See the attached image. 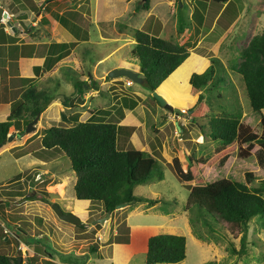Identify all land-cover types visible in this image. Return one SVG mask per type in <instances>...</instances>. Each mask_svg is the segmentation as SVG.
<instances>
[{
  "label": "rangeland",
  "instance_id": "1",
  "mask_svg": "<svg viewBox=\"0 0 264 264\" xmlns=\"http://www.w3.org/2000/svg\"><path fill=\"white\" fill-rule=\"evenodd\" d=\"M144 1H60V7L64 8V16L60 22L65 28L64 33L80 41L78 44L66 43L64 46L62 53L66 58L63 66H60L59 79L43 77L39 81L35 79L33 84L36 87L40 85L44 91L47 87L43 86L49 84V92L66 93L73 97L72 102L55 110H42L34 123V129L21 136L14 134L0 145V252L16 257V264H61L60 261H67L69 264H112V249L106 244L112 242L115 235H128L129 222L145 225L132 227L139 246L144 242V237L152 233L172 232L185 235L184 259L155 264H204L206 261H214V264H264V226L255 222L256 217L251 219L247 228L246 251L237 254L229 249V241L238 249L241 231H234L228 238L218 232L210 233L195 211L184 208L189 187L197 182L205 183L229 177L245 181L250 186L257 185L259 178L264 177V158H260V155H264L259 145L254 143L251 154L241 158L236 154L237 143L231 142L224 151L227 156L222 164L217 161L210 165L207 162L201 164L194 178L189 181H182L172 166L174 156L179 158L185 170L188 155L206 159L213 155H218L220 159L223 155V152L216 150L219 142L206 133V120L189 119L188 109L194 106L201 91L191 92L189 75L192 71L201 72L205 69L211 56L218 57L221 62L223 81L205 91L210 113H220L224 109L227 112L240 111L241 121L251 125L257 134L264 130L260 122L261 114L250 106L241 75L230 65L232 61L241 59L239 51L250 37L264 28V0H232L230 8L223 13L221 11L225 3L219 6L210 0H147L146 8L142 6ZM31 4L36 6L35 9L41 8V4ZM48 8L45 7L44 11ZM196 12L200 13L201 18L196 17ZM182 18L188 19L189 25L186 24L180 31L178 25ZM135 28L184 42L189 46V58L173 72L168 82L158 88L159 93L173 106L182 110H170L158 101H152V91L126 75H107L109 69L116 64L115 67H119L118 63L121 62V66L136 67L137 60L131 53L135 42ZM82 34L87 37L82 39ZM57 46L50 45V54L56 51ZM46 47L44 45L41 48ZM41 48L38 55H42ZM12 56L14 57V53ZM4 61L5 58L0 59L1 63ZM13 70L16 71L15 62H11L10 72ZM2 72L0 71L3 77ZM90 73L97 80L99 88L93 89L85 84L82 95L77 93L74 83L79 78L89 84ZM21 91L12 90L11 97L17 93L21 97ZM189 92L195 94V99L182 107V100ZM123 96L128 101L136 99L137 105L126 110L130 112L126 118L132 119L128 120L129 125L123 122L122 125L125 126L117 134V146L127 148L139 145L136 144L139 140L146 149L147 143L150 146L152 141L157 145L153 152L157 156H153L158 160L159 170L162 172V177L152 173L145 181L137 183L133 192L160 200L154 204L128 202L110 212L104 222L92 223L94 219L106 215L102 205L74 196V172L69 159L57 146H42L40 137L44 127L70 124L61 119L62 111L67 115L77 113L78 119L83 120L90 116L89 109H97L93 111L94 114L101 116V109H107L110 112L105 118L118 121L124 115L123 108L126 107ZM176 121L184 126V130L177 127ZM27 123L22 122L21 126L25 129ZM13 129V125L10 126L8 133ZM132 129L135 132L133 138L130 137ZM23 152L26 153L20 154ZM18 154L20 156L17 157ZM246 170L254 173L252 181L246 180ZM36 171L39 172L38 178L43 173H46V178L40 182L32 180L35 184L29 186L31 175ZM21 177L23 178L19 179ZM62 182L65 185L60 191L57 187ZM32 192L40 193L48 201L27 198ZM53 201L64 211H70L66 205L71 204L72 212L78 215L82 224L60 219L50 206ZM41 208L42 217L38 215ZM191 218L195 219L192 224ZM192 226L206 239L198 238ZM4 228L8 229L7 233L3 231ZM19 231L22 237L17 240L13 234ZM136 243L135 246H138ZM90 245L95 248H90ZM127 264H146L145 251H135Z\"/></svg>",
  "mask_w": 264,
  "mask_h": 264
},
{
  "label": "trees",
  "instance_id": "2",
  "mask_svg": "<svg viewBox=\"0 0 264 264\" xmlns=\"http://www.w3.org/2000/svg\"><path fill=\"white\" fill-rule=\"evenodd\" d=\"M210 1L219 6L225 3L221 13L228 10L232 4V0ZM142 6L145 8L148 6L147 0L142 3ZM195 15L201 18L200 13L196 12ZM43 20L45 21L46 18H42ZM186 24L189 25V20L182 18L178 29L181 31ZM133 36L135 42L131 47V53L139 64V75L143 78L142 85L150 91L155 88L158 90L161 84L168 82L173 72L191 55L189 46L184 42L152 34L141 28H135ZM85 37L87 36L84 35L82 39ZM61 44L65 46L66 42ZM239 55L241 59L232 61L230 65L241 75L250 106L261 114L260 122L264 127V113H262L264 109V28L250 37L247 44L240 49ZM222 69L218 57L211 56L210 63L203 71H193L190 74L191 92L201 91L189 115L196 120H206V133L211 139L219 142L220 145L216 150L223 152V155L220 159L218 155H213L208 159L188 155L187 169L185 170L182 168L179 158L174 156L172 166L182 181L193 179L196 170L205 162L209 165L215 161L222 164L227 156L224 151L227 149V145L233 141L237 143L236 154L238 157L249 156L254 143H257L264 153V130L261 134H257L251 125L241 121L240 111L227 112L224 109L220 113H210L205 91L223 81ZM89 77V84L86 80L77 79L74 83L77 93L80 92L82 95L85 84L93 89L99 88L97 80L92 77L91 73ZM21 79H25L27 85L22 90L21 97L11 106L6 118L0 120V144L5 143L9 127L12 124L17 131L23 132L24 128L21 123L26 124L36 114L44 110L53 96V93L36 87L32 78L22 77ZM72 98V96L65 95L63 104L69 105ZM150 99L157 101L154 96ZM194 99L195 94L189 92L182 100V107ZM123 100L129 107H133L137 103L136 99L129 100V102L125 96H123ZM109 112V110L104 112L101 110L100 113H103V116L92 112L87 119L82 120L78 119L77 113L67 115L62 111L61 119L70 122V124H52L44 127L40 137L41 145L47 148L57 146L69 159L70 167L74 172L73 193L78 199L99 202L105 212L108 210L112 212L121 202H131V204L158 202L159 198L133 192V187L137 183L145 181L152 173L162 177L158 160L148 151L133 145L119 148L116 143L117 134L123 125L106 119L105 115ZM180 127L184 130L182 124ZM263 153L262 155H264ZM260 158H264V156L260 155ZM245 178L248 182L252 181L254 173L246 170ZM44 192L46 191L44 190ZM263 192L264 177L259 178L257 185L253 186L236 178L220 177L205 183L192 184L189 187L184 208L195 211L196 216L200 218L210 233L218 232L228 238L233 235L234 231H241L240 247L236 249L230 240L229 249L233 253L242 254L246 251L247 228L251 219L256 217L255 222L264 226ZM27 198L48 201L40 193ZM190 220L191 224L195 222L193 218ZM192 228L198 238L206 239L199 230L193 226ZM127 240L128 235L126 234L125 236L115 235L112 241L125 242ZM90 248H95V246L90 245ZM120 250L121 248H116L117 252ZM185 256L186 237L184 234L160 232L148 236L145 251L146 264L178 262ZM17 261L16 257L0 252V264H16ZM204 264H214V261H206Z\"/></svg>",
  "mask_w": 264,
  "mask_h": 264
},
{
  "label": "crops",
  "instance_id": "3",
  "mask_svg": "<svg viewBox=\"0 0 264 264\" xmlns=\"http://www.w3.org/2000/svg\"><path fill=\"white\" fill-rule=\"evenodd\" d=\"M60 1L61 0H0V15L2 12L1 16L5 17L12 23V25H8L6 24V22H4V20L0 19V59L5 58L4 63L0 62V71L1 72L2 70L4 72L6 71V73L2 72L3 77L1 76L0 73V120L6 118L8 112L10 111L11 106L14 104V102H16V100L20 98L18 93L16 96H14L15 98L11 97L12 90L18 89L20 92L21 89L23 90L27 85L26 81L18 80L16 82L15 78L21 79L22 77H30L32 78V81L33 80L35 81V79L39 81V79L43 77L44 79H50L53 77L59 79V77L61 76L59 74V70L63 66L62 65L63 61L66 58V55L62 53L65 47L61 43L66 42L67 45H69L70 42H76V44H78V42L80 41L76 37L70 38V35L69 36L65 35L64 33L66 32L65 28H63L62 25L60 24L62 20L61 17L64 16L63 15L64 8L60 7ZM32 2L35 3L36 5L41 4V8L35 9L36 6L34 5L33 7V4H31ZM45 7L46 8L49 7L47 11H44ZM3 12L5 13L4 15ZM42 18H46V20L42 21ZM76 25L78 26V24ZM55 44L56 46L58 45L56 51H53L50 54L49 52L50 45H55ZM40 45L41 47L47 45V47L46 49H43L40 47ZM40 48L42 51V55H38ZM13 53H14V57L12 56ZM125 61L128 62L126 59ZM11 62L16 63V71L13 70V72H10ZM122 64L123 62L118 63V66H121ZM115 66H117V64L114 65L113 67ZM126 66H129V68H131L130 65H126ZM135 66L136 67H133L131 69L136 70L139 73V64L136 63ZM12 80H15L16 83L13 82ZM38 87L41 88L40 85ZM44 87H47L46 91L49 90V84L48 85L46 84V86H43V88ZM60 93L61 92L58 91L53 92L52 99L47 104L44 111L47 109L55 110L63 105L62 102L65 99V95L68 94L66 93L65 95L62 94L64 98H62L61 100ZM57 96H59V98H56ZM128 109H131L128 105H126V107L123 108V110H125L124 115L121 116L118 121H115L118 125L120 123H121L120 125H122L123 122L124 123L126 122L127 125L130 124L128 120L132 118L131 117L128 119L126 118V115H129L130 113L129 111L126 112V110ZM94 110H95L94 108L89 109V115H91V113ZM101 110L102 112H104L107 109H101ZM169 117H171V115ZM13 128L14 129L12 131L17 132V129L14 127V125ZM130 133H131L130 137L132 136L133 138L135 133L134 130L132 129ZM136 142H137L136 144H139V145H134L136 146V148L144 149L149 153H151L152 155L157 156L153 154L157 145L155 146L152 141L150 142L151 143L150 146L147 143L146 149L144 148L143 143H141L139 140ZM24 153L26 152L20 154H24ZM20 154H18L17 157L20 156ZM22 178L23 177L19 179ZM66 207L70 211H73V209L71 208L72 207L71 204L68 203ZM41 211H43L42 208L40 209L38 215L42 217L43 212ZM44 213L47 212L45 211ZM45 217L46 216H44V218ZM127 226H128L127 241L125 242L112 241L106 244L112 249V255H111V257L113 258L112 264H127V262L130 261V258L135 251H137L138 249L146 251L147 238L149 235L144 237V239L142 240L144 242L141 243L139 246V244L136 243L137 239L134 238L133 229H132L133 226L141 227L145 225H138L135 222H129ZM20 233L21 232L19 231V233L13 234L17 238V240H19V238L22 237ZM135 243L138 246H135ZM117 247L121 248L120 252L116 251ZM45 257L48 258L47 256ZM60 262L61 264H69V262L67 261H60Z\"/></svg>",
  "mask_w": 264,
  "mask_h": 264
},
{
  "label": "water",
  "instance_id": "4",
  "mask_svg": "<svg viewBox=\"0 0 264 264\" xmlns=\"http://www.w3.org/2000/svg\"><path fill=\"white\" fill-rule=\"evenodd\" d=\"M4 14L5 13L3 12V15ZM5 22L8 25H12V23L8 19ZM13 29H14V27H13ZM107 75L108 76L126 75L129 79H131L134 82H138V83H142L143 82L142 76H140L139 73L136 70H133V69H131L129 67H125V66L113 67V68H111V69L108 70ZM152 95L156 98V100L159 102V104L164 105L165 107H169L170 109H174L175 111L182 110L180 107L173 106L171 103H169L156 90V88L152 90ZM60 96L62 98H64L62 94H60ZM193 108L194 107L189 108L188 110L191 112L193 110ZM38 117H39V113L36 114L30 121H28V123H27V125H26V127H25V129H24L23 132H19V131L14 132V131H11V132H9L7 134L6 139H10L11 137L14 136V134L21 136L24 132H28V131L34 129L35 128L34 123L38 120ZM189 119L191 121L194 120V118L192 116H190ZM176 125L180 129V125L178 124L177 121H176ZM35 175H37V171L34 173V175H32V177H31V179L29 181V186H33L35 184V182H38L42 178H45L46 177L45 174H41L39 178L35 179ZM32 180H35V182H33ZM126 204H127V202L118 203L115 208H119V207L125 206ZM50 206H51L52 210L54 211V213L60 219H63L65 221H68V222H71V223H74V224L81 223V220H80V218L78 217L77 214H75L72 211H64L57 202H55V201L51 202ZM109 215H110V210H108L106 212V215L105 216L100 217V218H97V219H94L92 221V223H97V222H101L102 223V222H104L105 219H107L109 217Z\"/></svg>",
  "mask_w": 264,
  "mask_h": 264
},
{
  "label": "flooded vegetation",
  "instance_id": "5",
  "mask_svg": "<svg viewBox=\"0 0 264 264\" xmlns=\"http://www.w3.org/2000/svg\"><path fill=\"white\" fill-rule=\"evenodd\" d=\"M1 15H2V13H1ZM39 113H40V112H39ZM33 171H34V170H33ZM33 171H32V172H33ZM37 173H39V172H37ZM43 174H45V176H46V173H43ZM31 177H32V175H31ZM29 178H30V177H29ZM35 178H38V176L35 175ZM45 178H46V177H45ZM45 178H42L40 181H43V179H45ZM30 179H31V178H30ZM29 181H30V180H29ZM40 181H39V182H40ZM32 189H34V188H32ZM34 192H35V189H34ZM34 192H32V194L29 195V196L35 195Z\"/></svg>",
  "mask_w": 264,
  "mask_h": 264
},
{
  "label": "bare ground",
  "instance_id": "6",
  "mask_svg": "<svg viewBox=\"0 0 264 264\" xmlns=\"http://www.w3.org/2000/svg\"><path fill=\"white\" fill-rule=\"evenodd\" d=\"M163 96V95H162ZM164 97V96H163ZM165 98V97H164ZM166 99V98H165ZM167 100V99H166ZM168 101V100H167ZM169 102V101H168ZM169 103H171V102H169ZM172 104V103H171ZM64 183L62 182L58 187H57V189L58 190H60V191H62V189H63V187H64Z\"/></svg>",
  "mask_w": 264,
  "mask_h": 264
},
{
  "label": "clouds",
  "instance_id": "7",
  "mask_svg": "<svg viewBox=\"0 0 264 264\" xmlns=\"http://www.w3.org/2000/svg\"><path fill=\"white\" fill-rule=\"evenodd\" d=\"M5 12H6V11H5ZM1 13H2V12H1ZM0 19H1V20H4V22L7 20L5 17H3V16H1V15H0ZM5 19H6V20H5ZM187 57H188V56H187ZM182 62H183V61H182ZM182 62H181V63H182ZM203 70H204V69H203ZM203 70H202V71H203ZM191 73H192V72H191ZM1 145H2V144H1Z\"/></svg>",
  "mask_w": 264,
  "mask_h": 264
},
{
  "label": "built area",
  "instance_id": "8",
  "mask_svg": "<svg viewBox=\"0 0 264 264\" xmlns=\"http://www.w3.org/2000/svg\"><path fill=\"white\" fill-rule=\"evenodd\" d=\"M7 230H8L7 228H4V229H3V231L6 232V233L8 232ZM20 246H21V245H19V247H20Z\"/></svg>",
  "mask_w": 264,
  "mask_h": 264
}]
</instances>
